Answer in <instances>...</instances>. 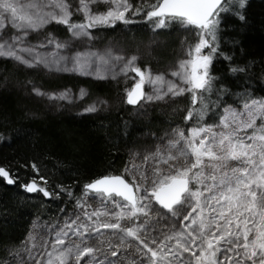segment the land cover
Masks as SVG:
<instances>
[{"label": "snow or ice", "instance_id": "1", "mask_svg": "<svg viewBox=\"0 0 264 264\" xmlns=\"http://www.w3.org/2000/svg\"><path fill=\"white\" fill-rule=\"evenodd\" d=\"M101 3L108 5L107 9L93 11L92 6ZM245 6L246 0H156L146 12L154 29L179 23L194 27L199 39L188 50L189 58L180 61L171 73L176 80L142 70L136 66L137 57L128 58L119 74L127 76L132 72L139 79L127 91L126 102L137 105L187 93L191 107L185 120L202 121L207 110L205 94L213 87L209 68L218 51L220 14ZM132 10L129 0H79L76 11L83 19L74 21L67 0H0V58L29 68L42 66L49 71H71L96 79L111 75L114 79L115 67L124 57L110 49L77 51L69 56L64 50L71 47V41L49 36L46 43L31 46L25 40L30 32H39L52 23L65 26L72 40H91V29L114 27L117 22L132 23L127 18ZM141 11L136 9L133 14ZM6 25L20 34L7 37ZM49 45L52 51L37 50ZM145 85L149 92H145ZM33 91L38 96L48 95L49 99L69 98L67 92L51 95L36 88ZM85 95L81 90V98ZM96 110L95 104L85 109ZM216 127L221 131L200 123L187 134L173 129L166 146H158L144 158L156 162L150 188L142 189L140 184L129 183L119 175L96 179L85 185V192L95 194L105 205L111 202L119 211L97 209L84 213L88 222L76 216L62 227L51 225L49 232L54 238L50 245L43 237V244L38 243L36 235L30 233L23 247L26 256L21 257L19 251L10 255L18 264H25V260L29 264L33 260L35 264H264V99L245 101L241 111L226 109ZM161 165L171 171H164ZM32 168L38 172L36 165ZM0 178L8 185L16 184L18 179L3 166ZM39 179L47 183L44 177ZM141 179H147L146 174H141ZM21 186L29 193L54 195L35 178ZM141 191L144 195H139ZM152 201L170 217L179 218L181 227L176 229L173 225L164 231L158 222L154 224V216L164 217L153 209ZM77 206L84 207L79 202ZM124 220L133 221L134 226H124ZM113 238L118 242L114 243ZM41 248L45 251L40 252ZM221 253L225 255L221 257Z\"/></svg>", "mask_w": 264, "mask_h": 264}, {"label": "trees", "instance_id": "2", "mask_svg": "<svg viewBox=\"0 0 264 264\" xmlns=\"http://www.w3.org/2000/svg\"><path fill=\"white\" fill-rule=\"evenodd\" d=\"M67 2L73 20L81 21L83 16L76 11L79 0ZM129 3L133 10L127 18L132 23L117 22L114 27L91 29V40H72L67 28L55 23L47 25L45 33L59 41H71L72 47L83 42L82 49L73 47L71 53L97 50L110 43L121 48L123 55L137 57L136 66L151 72H167L198 42L197 30L191 26L172 23L154 29L146 12L156 0ZM92 7L93 11H105L108 5ZM136 9L142 11L133 14ZM219 19L218 51L209 68L213 87L205 94L207 110L199 122L185 120L191 107L187 93L164 101L129 105L121 99L118 75L114 79H96L71 71L49 75V70H33L0 58V166L18 178L13 185H6L0 178V264L20 246L32 220L55 222L64 214L78 212V202L82 204L86 195H95L85 192V184L112 175L127 181L123 172L130 151L149 146L150 139L163 141V135L175 127L184 130L197 123L214 126L225 108L239 109L247 100L264 99V0H246L243 9L222 12ZM233 68L244 71L233 72ZM27 85L47 94L67 92L77 101L54 108L30 95ZM81 90L86 92L83 98ZM100 102L106 109L98 108ZM93 104L97 110L86 112ZM33 178L54 195L45 199L38 192L25 194L20 186ZM152 207L164 217L154 216L153 222H158L164 231L173 225L181 227L180 221L153 202ZM126 226H134L133 221L127 220Z\"/></svg>", "mask_w": 264, "mask_h": 264}, {"label": "rangeland", "instance_id": "3", "mask_svg": "<svg viewBox=\"0 0 264 264\" xmlns=\"http://www.w3.org/2000/svg\"><path fill=\"white\" fill-rule=\"evenodd\" d=\"M4 32H5V35L7 37H10V36H12L14 34H16V35L20 34V32H18L17 30L13 29L10 25H6ZM47 35L45 33V28L40 30L39 32H30L29 35L27 36L26 40H25V44L26 45H31V46H38L41 43H46L47 39L49 38V36H47ZM82 44H83V42L82 43L80 42L79 44L73 45V47L76 48V49H82L81 48V47H83ZM73 47L71 46L70 48L64 50V54L65 55H69V56L72 55L73 53H71V51H72ZM109 49L114 54L121 55V56L124 57V60L120 61L119 64L116 65L115 72L119 76L118 80H120V82H122V86H121V90H120V91H122L121 99L124 100V102L127 104V102H126V93H127L128 90H130L132 87H134V84L138 81L139 78L136 77L135 74L132 73V72H129L127 76L119 74L120 67L124 64V62L128 58H130V56H125V55L122 54V52L120 50L121 48H119V47H117L115 45H112L110 43H107L104 48H99L97 50H96V48H94L93 51L105 52L106 50H109ZM37 50L39 52H41V53H46V52L52 51L53 49L49 45V46L44 47V48H38ZM204 52H205V50H204ZM22 55H27V54H23L22 53ZM188 58H189L188 55H186L180 61L186 60ZM10 60L13 61V62H17V61L12 60V59H10ZM180 61H178L176 63V65L173 66V68H169L167 72H151V73L153 75H157V74L163 75L167 79H170V80H176L175 77L171 76V73L177 69V65L179 64ZM18 64H20V63H18ZM21 65H23V64H21ZM23 66H25V65H23ZM27 68H29V67H27ZM35 68H40V71L41 70H47V69H45L42 66L41 67H33V70H35ZM29 69H32V68H29ZM37 70H39V69H37ZM49 72H46V73L49 74V75H51V74L56 75V74L60 73L61 71H59V72L58 71H49ZM111 77H112L111 75L108 76V78H111ZM177 83H179V81H177ZM27 90H28L30 95H32L33 97H35L37 99L42 100L46 105L50 104L54 108L55 107L56 108L62 107L63 105H68V104L74 105L72 102L77 101V100H73L70 97L68 99H66V100H59V99H49L48 95L38 96V95H36L34 93L33 88H30L28 85H27ZM144 90H145V92H149L150 91V89L148 88L147 85H145V89ZM60 93H63V92L53 93L51 95H58ZM75 98L78 99L79 97L75 96ZM99 105L100 106L98 108H100L102 110L106 109V105L105 104H101V102H100ZM137 105H140V104H137ZM242 108L243 107H241L239 109L228 108V107L225 108L223 110V113H222V116H221L219 122L216 125L213 126V127H215V130L217 132L221 131V129L219 127H216V126L220 124L222 117L226 114V109H232V110H236V111H241ZM258 123H259V121H258ZM190 128L191 127L184 129L186 134H187V132H188V130ZM173 129H180V128L175 127V128H172L171 130H169L165 135H163V137H164L163 141H161L159 139L158 140L157 139H150L152 141H151L149 146H147L145 148H140L138 150L130 151L129 160H128L127 165H126V167L124 169V172H123L124 176L127 178V181H129V183H132V182L138 183V184L141 185L142 189L145 188V187H148V188L151 187V180L154 178L153 169L156 166V162L153 159H149V160L145 161L144 158L146 156H151V154H153L156 151L158 146L163 149V147L166 146L167 141L172 138V130ZM160 167L166 172L167 171H171V169H169L168 166L161 165ZM141 174H146L147 179H141ZM139 195H144V192L141 191L139 193ZM82 205H84V207L83 208L80 207L78 212H76L74 214H64V216H62L61 218H59L55 222H44V221L41 222L38 219L32 220L30 228H29V231L26 234L24 240L22 241L20 246L17 249L11 251V253H15V252L19 251L21 257H25L26 256V253L23 252V247H24V242L27 240V238L29 237L30 233L36 235L38 243L43 244L44 240H47L49 245H50L52 243V241H53V238H54V236L52 234H50V232H49V228H50L51 225H56L57 227H62L65 221H70L71 219H75L76 216H80L81 220H83L85 222H88L86 217L84 216L85 212L90 214L92 211L97 210V209L106 208L107 210H112L111 207L115 208V206L111 202H108L106 205L103 204L101 202L100 198H98L95 195H86L84 197L83 201H82ZM93 219L95 220V217ZM175 220L180 221L179 218H176ZM126 222H127V220H124V221H122V224L124 226H126ZM152 222H154V219H153ZM185 223H187V222H185ZM34 225H39V227L34 228L33 227ZM52 231L54 232V230H52ZM69 235L71 236V233H69ZM108 235H109V231L106 230L105 231L106 238H107ZM41 237H43L44 240H42ZM72 239L75 240L76 238L72 237ZM113 242L117 243L118 241H116L113 238ZM90 243L95 244L96 241L95 240H91ZM48 250H51V249L49 248ZM39 251L43 252L45 250L43 248H41ZM38 258H39V255H38ZM85 259H87V258H85ZM7 262H9V264H18L17 260L14 258L13 255H10V258H9V260H7ZM25 264H29V262H27L25 260ZM30 264H35V260L31 261ZM81 264H83V261L81 262Z\"/></svg>", "mask_w": 264, "mask_h": 264}, {"label": "water", "instance_id": "4", "mask_svg": "<svg viewBox=\"0 0 264 264\" xmlns=\"http://www.w3.org/2000/svg\"><path fill=\"white\" fill-rule=\"evenodd\" d=\"M120 176V175H119ZM103 177H105V176H102V177H99V178H103ZM99 178H97V179H99ZM2 179V178H1ZM3 180V179H2ZM96 180V179H95ZM95 180H93V181H91V182H94ZM4 182V181H3ZM91 182H89V183H91ZM5 184H6V182H4ZM88 184V183H87ZM87 184H85V185H87ZM6 185H8V184H6ZM85 185L83 186V188H84V190H85ZM20 189L21 190H23L24 191V193L25 194H30L29 192H27L22 186H20ZM34 193V192H33ZM39 193V192H38ZM40 195H42L43 196V194L42 193H39ZM43 198H45V199H47L48 197H45V196H43ZM115 198H118V199H120L121 200V198H119V197H115ZM153 203H155V201H153ZM156 204V203H155ZM158 207H159V205L158 204H156ZM160 208V207H159ZM160 209H162V208H160ZM162 210H164V209H162ZM166 211V210H165Z\"/></svg>", "mask_w": 264, "mask_h": 264}]
</instances>
